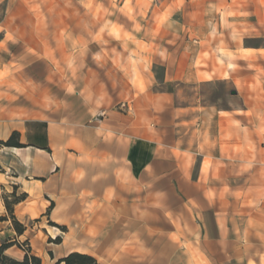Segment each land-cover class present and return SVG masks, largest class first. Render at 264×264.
I'll return each mask as SVG.
<instances>
[{
  "label": "crops",
  "instance_id": "0c3cea01",
  "mask_svg": "<svg viewBox=\"0 0 264 264\" xmlns=\"http://www.w3.org/2000/svg\"><path fill=\"white\" fill-rule=\"evenodd\" d=\"M149 4V21L156 13L165 21L181 15L188 31L169 32L196 36L195 51L204 56L235 53L241 43L264 39V0ZM197 61L164 65L161 76L153 64L141 76L139 58L128 62L131 73L118 99L110 91L101 99L105 118L98 124L46 121L41 111L4 103L11 95L0 88V141L18 132L27 146L0 148V185L26 195L15 210L43 211L52 203L78 213L69 214V252H81L75 244L82 241L90 245L84 254L110 264H264V136L253 138L252 126L237 124L236 110L179 107L174 92L154 90L232 79L228 65L199 67ZM20 79L10 65L0 66V84L19 86ZM243 112L252 114L251 106ZM32 123L46 124V148L29 142ZM260 125L256 130L264 131ZM32 196L37 207L29 205ZM4 205L0 193V210ZM237 244L243 250L232 247ZM256 245L260 251L253 255ZM225 246L229 250L220 252ZM7 254L24 257L15 246Z\"/></svg>",
  "mask_w": 264,
  "mask_h": 264
},
{
  "label": "rangeland",
  "instance_id": "374dc122",
  "mask_svg": "<svg viewBox=\"0 0 264 264\" xmlns=\"http://www.w3.org/2000/svg\"><path fill=\"white\" fill-rule=\"evenodd\" d=\"M150 1L157 5L160 0H0V66L10 65L21 75L19 86L0 84L11 95L3 102L41 111L49 122L98 124L105 118L99 109L101 99L105 91L118 99L121 82L131 73V67L126 68L128 62L139 58L141 76L149 73L151 64L156 75L161 76L164 65L174 69L181 59H196L199 67L209 62L228 65L232 79L204 84L174 83L155 86L154 90L174 92L179 107L198 104L214 111L236 110V123L252 126L253 138L263 139L264 131L256 129L264 124V50H260L264 49V39L241 43L235 53L211 52L204 56L195 51L196 36L169 32L188 31L181 15L165 21L156 13L149 21ZM234 91L236 95L232 94ZM250 106L252 114L244 113ZM28 130L31 144L47 147L45 123H32ZM45 153L51 154L48 149ZM5 185H0L2 197H10L14 202L16 195H23L19 187ZM46 200L48 197L42 198L41 207H45ZM29 203L39 205L35 196ZM47 205L43 211H14L27 227L28 232L22 236L16 233L4 205L0 217L7 221H0V233L4 232L0 246L5 241H16V249L31 250L43 264H56L71 254L69 214L78 213L60 211L52 203ZM75 245L81 251L76 253L84 254L90 248L82 241ZM232 247L243 250V244ZM232 247L230 250H235ZM202 250L213 251L209 245ZM223 250L229 249L219 248L220 252ZM259 251L256 245L251 252L254 255ZM94 259L98 264L111 263L110 259ZM256 262L261 264L260 260Z\"/></svg>",
  "mask_w": 264,
  "mask_h": 264
},
{
  "label": "trees",
  "instance_id": "16d2710c",
  "mask_svg": "<svg viewBox=\"0 0 264 264\" xmlns=\"http://www.w3.org/2000/svg\"><path fill=\"white\" fill-rule=\"evenodd\" d=\"M25 144L21 143L20 133L14 132L7 141H0V148H25ZM17 187H14L16 189ZM15 195V193H13ZM26 195L23 194L21 197L16 195L15 201L11 202L10 197H3L5 207L11 217L13 226L16 233L19 236H22L27 231V227L22 224L17 217L15 216V206L18 205L21 201L25 200ZM0 221H7V218H1ZM16 245V241H5L0 246V264H43L42 259L33 254L31 250L24 251V257L22 260H17L12 258L7 254V250ZM98 264L97 261L86 254L81 253H71L68 256L59 260L56 264Z\"/></svg>",
  "mask_w": 264,
  "mask_h": 264
},
{
  "label": "water",
  "instance_id": "95a60500",
  "mask_svg": "<svg viewBox=\"0 0 264 264\" xmlns=\"http://www.w3.org/2000/svg\"><path fill=\"white\" fill-rule=\"evenodd\" d=\"M232 94H233V95H236V94H237V92H236V91H234Z\"/></svg>",
  "mask_w": 264,
  "mask_h": 264
},
{
  "label": "built area",
  "instance_id": "2783aa9c",
  "mask_svg": "<svg viewBox=\"0 0 264 264\" xmlns=\"http://www.w3.org/2000/svg\"><path fill=\"white\" fill-rule=\"evenodd\" d=\"M101 116H104V114H102Z\"/></svg>",
  "mask_w": 264,
  "mask_h": 264
}]
</instances>
